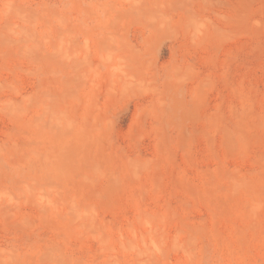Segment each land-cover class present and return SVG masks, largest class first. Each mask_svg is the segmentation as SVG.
I'll return each mask as SVG.
<instances>
[{
    "label": "rangeland",
    "instance_id": "rangeland-1",
    "mask_svg": "<svg viewBox=\"0 0 264 264\" xmlns=\"http://www.w3.org/2000/svg\"><path fill=\"white\" fill-rule=\"evenodd\" d=\"M0 264H264V0H0Z\"/></svg>",
    "mask_w": 264,
    "mask_h": 264
}]
</instances>
